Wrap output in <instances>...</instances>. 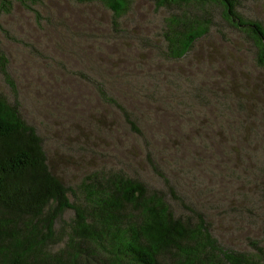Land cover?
Here are the masks:
<instances>
[{
    "label": "rangeland",
    "instance_id": "obj_1",
    "mask_svg": "<svg viewBox=\"0 0 264 264\" xmlns=\"http://www.w3.org/2000/svg\"><path fill=\"white\" fill-rule=\"evenodd\" d=\"M9 1L10 12L0 11V95L40 137L70 203L85 204L93 173L121 171L162 192L176 217H201L223 249L264 245V68L217 7H207L209 33L173 60L163 34L175 13L152 0H129L118 19L100 3ZM236 10L264 27V0H238ZM73 217L66 210L53 224L45 254L111 264L73 235Z\"/></svg>",
    "mask_w": 264,
    "mask_h": 264
},
{
    "label": "trees",
    "instance_id": "obj_2",
    "mask_svg": "<svg viewBox=\"0 0 264 264\" xmlns=\"http://www.w3.org/2000/svg\"><path fill=\"white\" fill-rule=\"evenodd\" d=\"M15 1L29 7L32 0ZM74 1L100 3L115 19L129 8V0ZM152 1L175 13L163 34L170 59L184 57L209 33L207 7L215 6L225 25L246 35L264 68V27L238 14V0ZM10 10L11 2L0 0L1 13ZM83 187L85 204L70 203V189L50 171L40 137L17 105L0 95V264H77L76 254L68 260L44 252L53 224L66 210L73 211V235L98 245L111 264H158L163 252L175 256L172 264H264V245L251 242V254L223 249L201 217L195 223L176 217L162 192L121 171H97ZM128 209L139 214L138 222L126 217Z\"/></svg>",
    "mask_w": 264,
    "mask_h": 264
}]
</instances>
